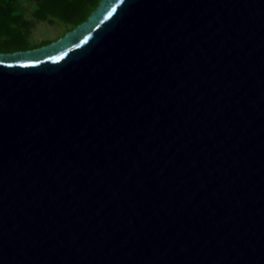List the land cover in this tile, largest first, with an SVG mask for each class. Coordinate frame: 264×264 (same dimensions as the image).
<instances>
[{"label": "water", "instance_id": "95a60500", "mask_svg": "<svg viewBox=\"0 0 264 264\" xmlns=\"http://www.w3.org/2000/svg\"><path fill=\"white\" fill-rule=\"evenodd\" d=\"M0 264H264V0H102L0 53Z\"/></svg>", "mask_w": 264, "mask_h": 264}, {"label": "trees", "instance_id": "16d2710c", "mask_svg": "<svg viewBox=\"0 0 264 264\" xmlns=\"http://www.w3.org/2000/svg\"><path fill=\"white\" fill-rule=\"evenodd\" d=\"M24 1L34 3L36 9L32 16L40 22L54 25L60 21L64 25L63 34L73 31L86 22L91 14L98 8L102 0H4L0 4V33L4 40L2 46L6 53L25 51L38 48L49 42L43 41L37 45H29L31 36L30 21L23 14Z\"/></svg>", "mask_w": 264, "mask_h": 264}, {"label": "rangeland", "instance_id": "374dc122", "mask_svg": "<svg viewBox=\"0 0 264 264\" xmlns=\"http://www.w3.org/2000/svg\"><path fill=\"white\" fill-rule=\"evenodd\" d=\"M4 0H0V4ZM36 9L34 3L24 1L22 7L23 14L25 13L26 18L30 21L31 36L28 38L29 45H37L43 41L52 43L61 38L64 30V25L60 21H55L54 25H50L47 22L37 21L31 14ZM5 38V36H4ZM2 33H0V53H6L7 50L2 46L4 40Z\"/></svg>", "mask_w": 264, "mask_h": 264}]
</instances>
